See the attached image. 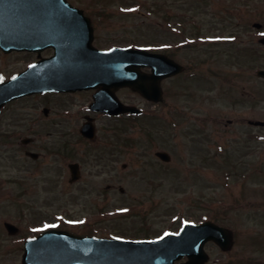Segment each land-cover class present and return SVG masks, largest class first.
I'll return each mask as SVG.
<instances>
[{"label": "rangeland", "instance_id": "obj_1", "mask_svg": "<svg viewBox=\"0 0 264 264\" xmlns=\"http://www.w3.org/2000/svg\"><path fill=\"white\" fill-rule=\"evenodd\" d=\"M72 1L79 5L89 3L88 0ZM106 1H109V9L115 14L102 24L103 28L99 30L101 37L108 39V36H116L122 46L129 45L122 44L121 40L132 37L139 40L151 38V41L164 42L166 47L170 41L174 43L175 58L179 62L187 63L192 58L200 63L198 67H188L185 74L172 79L171 82L175 80L171 84L175 88L174 93L166 91L164 101L157 107L133 91H122L121 96L127 101L145 109L144 116L129 122L100 119L101 127L107 128L109 134H113V129L116 131L118 127L123 130L121 137L134 140L119 157L122 169L119 168L117 173L124 193L121 189L78 193L74 190H80L81 185L69 188L66 180L57 183L53 178L56 188L54 195L49 196L52 205L48 207L46 204L45 207L55 206L63 218L67 211L68 217L80 224L91 223L95 219L117 220L120 228L117 231L124 234L163 230L165 227L161 225L165 223V217L181 220L188 218L191 212L228 209L231 220L242 224L237 231L241 233L236 242L238 253L251 254L255 258L263 255L264 127H253L259 134L255 148L251 143L244 145L242 132L248 130L245 121L251 118V114L256 120H264V78L256 74L264 67V46L260 42L264 29L254 26V23L260 22L264 28V0H178L173 11L177 15L181 13L184 20L196 19L200 25V33L195 27L186 26L189 32L194 30L186 40L181 37L183 22L175 23L180 28L169 24L164 28L166 32L156 31L153 26L150 30L149 26L137 28L144 19L145 22L160 20L159 15H130L132 10L133 13L138 12L137 0ZM91 8L93 10L94 7ZM146 49L152 51L153 46H146ZM35 59V53L5 54L0 50V79L13 76ZM164 83L168 87L169 81ZM251 93L255 109L249 115V105L235 102L242 97L249 98L247 94ZM175 96L176 106H180L182 112L177 115L178 129L174 134L169 122L174 120L175 115H172L169 103ZM88 100L87 94L63 98L52 96L47 104L50 113L45 115L43 108L46 100L43 97L25 98L0 112V132L18 130L22 134L30 129L76 125L80 123L79 117L83 112L81 106ZM61 109H65L67 114L73 113L74 117L68 118L64 113L62 118ZM155 112L162 120L152 117ZM203 114L210 115V119L216 122L214 118L218 115L222 124L230 120L235 123L227 125L222 133L231 140L226 142L227 151L218 156L219 159H214L208 168L195 169V164H200V161L209 162L208 156L215 152L220 140L212 136L214 132L210 130L212 139L216 138L217 143L208 144L210 147L207 145L198 126ZM197 139L199 144L195 145L192 140ZM70 140L77 141L73 135L68 138ZM18 141L21 142V139ZM62 142L60 136L50 135L48 143L52 146L49 156L41 161L48 169L42 170L43 173H50L52 177L58 176L55 173L57 167L67 160L56 152ZM84 146L88 147V144ZM157 149L168 150L172 161L161 162L155 156ZM200 154L204 155V159L199 158ZM125 163H128L127 169L122 167ZM45 185H38L41 203L49 201L47 196H43L47 193ZM65 186L68 192L73 191L72 194L63 193Z\"/></svg>", "mask_w": 264, "mask_h": 264}, {"label": "flooded vegetation", "instance_id": "obj_2", "mask_svg": "<svg viewBox=\"0 0 264 264\" xmlns=\"http://www.w3.org/2000/svg\"><path fill=\"white\" fill-rule=\"evenodd\" d=\"M88 2L89 3H86V5L80 4L82 5L81 7L85 13L90 17L91 23L94 26V44L105 49L115 47V43H118V38L116 36H108V39H105L101 37V34L99 33V30L103 28L102 24H104L109 17L113 16V12L98 9L97 5L100 3L99 0H88ZM92 2L94 4H91ZM90 6L94 7L93 10ZM175 77L167 79L169 84L168 87L165 86V88L168 89L169 93H174L173 91L175 88H173V85L171 87V84L175 80L173 82L171 81ZM164 81H162V84H164ZM124 89L125 88H121L118 90L116 92L117 95H119ZM95 91L96 90H89L81 92H89L91 95L90 97L93 98ZM61 93L62 92L47 94L36 93V95L25 96L5 105L0 109V112L10 105L14 106L15 103L25 100V98L39 96L46 100L43 112L45 115H48L50 113L49 107L47 106L49 99H51L52 96L57 94L59 95ZM62 94L71 95L73 93L68 92ZM247 95L249 98L244 99L242 97L239 101L236 100V104L243 103L249 105L247 111L250 115L255 109V102L252 93ZM176 97L177 96L173 99L171 98L172 100L169 103L172 115H175L174 120H171V128L173 129L174 134L178 129L177 124L179 119L177 115L182 112L180 106L179 108L176 106ZM91 98L88 104L83 106V110L85 111H83L79 117L80 123H77L76 125H69L68 127L60 126L59 128L53 127L52 129L49 127L45 129H30L27 130V133L22 134L21 132H18V130L0 132V264L31 263V261L28 260L24 261L27 242L31 240V238L37 237L43 232L53 229H65L73 233L75 232L95 237L119 236L134 240L157 239L162 237L167 232L180 231V228H174L171 229V231L160 230L154 232L149 230L139 232V234H124L118 233L120 228L119 224L116 223L117 220L107 219H95V221H91V223L72 225V221H70L67 213H64L65 218H63V216L59 218V215L61 214L58 213V209L55 206V209L48 208L52 205V200L49 196L54 195L53 192L56 188L53 184L54 179L57 183L66 180L69 188H72V186L79 187L78 185H81L80 190H74L78 193L121 189L117 173L118 169L121 168L119 157L122 155L124 150H128L127 148L131 146L133 142L127 137H115L114 129L113 134H109V130H107V128L101 127L100 119L104 118L112 120V118H115L117 120H121L123 118L130 117V114L126 113L115 117L102 111H90L89 105L92 101ZM124 101H126L125 98ZM61 111L62 118H64V113L67 114L68 112L65 109H61ZM67 115L68 118L74 117L73 113H69ZM87 116H91L95 120L96 137L91 140L85 137L81 131L83 120ZM155 116H159V113L155 112ZM209 116L210 115L208 114H203L198 123V126L202 129V135L206 138L207 145L210 144V146L211 144L215 145V143H217L216 138L212 139V136L219 137L220 140L215 146V152L209 154V162L200 161V164H195V169L208 168V165L213 163L214 158H218L221 152L225 153V149L227 148L226 142L231 141L225 138L226 136L222 135V133L227 128V125L230 126L235 123L234 120H230L227 124H222L220 123V120L218 121V115L214 118L215 120L217 119V122L211 120ZM250 116L251 118H247L245 121L249 128L248 130L246 129V131L242 132V141L244 145L247 146L251 143L254 145L253 148H255L256 143L259 141V134L256 129H253V127L258 126L253 124V121L255 120L253 118V114ZM9 124L13 125L11 123ZM210 130H213L214 132L212 136ZM52 134L58 137L60 136V139L63 140L62 145L59 147L60 150L56 151L57 154L59 156L63 155V157L67 158V160L64 161V164L57 167L55 171L58 175L57 177H52V174L50 173H43L42 170H45L46 168H44V165L41 163L43 159L49 156V149L52 144L48 143V137ZM71 135L76 137V142L71 140L68 141V138H70ZM148 137L151 138V136ZM19 139H21V142L18 141ZM192 141H195V145L199 144L198 139ZM84 144H88V147H85ZM203 156L204 155L200 154L199 158L204 159ZM127 166L128 164H122L124 169ZM38 174L40 175L38 176ZM42 174H46V176H43ZM40 183L46 184L44 186V191L47 193L43 196H47V199H49L50 202L45 201L41 203L39 197L42 195L38 187ZM63 190V193L65 194H72L73 192H68L66 190V186ZM61 193L62 191H60V194ZM46 204H48V207H45ZM229 213L230 211H228V209H213L202 210L201 212H191L189 215L190 221H195L196 223H203L208 220L215 222L219 227L216 236L222 243L225 244V242L228 241V237L231 238L232 244L225 245V247L219 244V242L215 239H207L204 243V248L208 256L204 263L264 264V254H259L258 257L255 258V256L251 254L240 255L238 253L236 242L237 239L240 238L241 233L237 231H239L238 228H241L242 224L232 221ZM78 225H80V227H78ZM118 229L119 231H117ZM262 244L264 249L263 239ZM48 259L49 258H37V261H35L34 264H42L43 261ZM188 261L189 256L185 255L182 259L176 260L174 264H187ZM73 264H78V262Z\"/></svg>", "mask_w": 264, "mask_h": 264}, {"label": "water", "instance_id": "obj_3", "mask_svg": "<svg viewBox=\"0 0 264 264\" xmlns=\"http://www.w3.org/2000/svg\"><path fill=\"white\" fill-rule=\"evenodd\" d=\"M92 31L89 19L67 0H0L1 49L11 52L13 49L56 48L54 56L35 62L13 79L0 83V107L9 100L37 91L89 89L101 84L104 89L95 96L98 101L92 105L94 109L116 114L122 110L138 113L141 111L135 107L121 108L112 93L113 88L131 86L151 100H161L160 80L183 70L182 65L166 55L145 49L97 50L92 45ZM145 66H152L153 73L141 71ZM258 75L264 76V70ZM83 131L91 132L86 127ZM158 154L169 158L164 152ZM209 225L212 224H187L181 234L150 242L95 239L66 231L47 232L29 243L25 257L36 252L37 257H55L60 264H71L72 260L80 264H172L179 254L188 253L191 259L200 262L195 264H203L206 255L199 253L203 245H189L185 236L198 235Z\"/></svg>", "mask_w": 264, "mask_h": 264}, {"label": "trees", "instance_id": "obj_4", "mask_svg": "<svg viewBox=\"0 0 264 264\" xmlns=\"http://www.w3.org/2000/svg\"><path fill=\"white\" fill-rule=\"evenodd\" d=\"M163 5V0H152V1H148V2H144L143 6L148 8V9H154L153 11L157 10V8L161 9ZM156 12V11H155ZM165 16H168L167 11L164 12Z\"/></svg>", "mask_w": 264, "mask_h": 264}]
</instances>
